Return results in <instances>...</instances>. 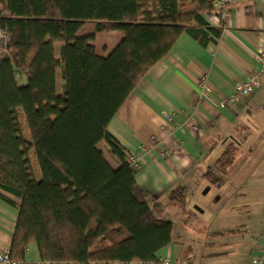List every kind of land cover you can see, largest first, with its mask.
Segmentation results:
<instances>
[{"label":"trees","instance_id":"trees-1","mask_svg":"<svg viewBox=\"0 0 264 264\" xmlns=\"http://www.w3.org/2000/svg\"><path fill=\"white\" fill-rule=\"evenodd\" d=\"M213 1L0 0V28L8 33L0 45V190L20 200L12 258L23 260L34 243L41 259L56 263L127 264L152 260L171 242L173 223L161 217L159 203H148L107 126L182 32L203 38V27L220 34L202 17ZM87 22L92 31L81 33ZM100 31L121 33L106 55L92 44ZM21 73L24 85L17 82ZM99 143L117 159V168ZM236 150L227 145L203 173L210 184L223 185ZM185 195V187L177 186L169 200L183 211Z\"/></svg>","mask_w":264,"mask_h":264},{"label":"crops","instance_id":"crops-1","mask_svg":"<svg viewBox=\"0 0 264 264\" xmlns=\"http://www.w3.org/2000/svg\"><path fill=\"white\" fill-rule=\"evenodd\" d=\"M228 10L224 21L216 8L202 13L209 26L220 29L218 36L203 27V38L182 32L135 85L107 126L123 150L140 153L135 182L148 203H159L161 217L173 223L171 242L158 252L168 255L171 264H185V260L188 264H250L251 256L264 245V75L247 98L233 105L223 103L237 84L259 70L264 0H231ZM192 26L198 28L196 23ZM109 32L94 33L92 44L101 55L121 38L120 32L115 31L118 34L113 37ZM54 52L58 58V45ZM17 82L26 83L23 73ZM56 89L62 90L59 71ZM231 143L237 150L223 185L216 186L214 202L219 205L212 218L211 212L205 215L190 201L206 184L212 185L203 173ZM98 148L117 168L119 163L109 148L103 143ZM177 186L186 189L183 211L169 200ZM19 203L0 190V251L10 249ZM38 259L33 243L23 260Z\"/></svg>","mask_w":264,"mask_h":264},{"label":"built area","instance_id":"built-area-1","mask_svg":"<svg viewBox=\"0 0 264 264\" xmlns=\"http://www.w3.org/2000/svg\"><path fill=\"white\" fill-rule=\"evenodd\" d=\"M231 0H214L213 6L216 8L218 16L221 21H224L227 17L229 10L228 6ZM8 40V33L0 28V45L1 48L4 46ZM3 50V49H2ZM5 51V49L3 50ZM257 59L260 63L259 70L256 74L250 75L246 80L237 84L233 92L225 97L224 104L233 105L241 100L247 98L251 92L256 89L260 84V77L264 75V47H262L257 53ZM204 77L202 81H204ZM124 160L133 168H137L141 161L140 153H132L129 151H124ZM67 264H80L75 262H66ZM183 263L188 264L185 260ZM0 264H57L54 261L48 259H38V260H16L10 256V249H3L0 251ZM103 264V263H102ZM106 264H125L123 262L115 261ZM129 264V263H127ZM139 264H171L168 255L157 254L156 258L148 261L139 262ZM250 264H264V245L261 247L259 252L253 254L250 259Z\"/></svg>","mask_w":264,"mask_h":264},{"label":"rangeland","instance_id":"rangeland-1","mask_svg":"<svg viewBox=\"0 0 264 264\" xmlns=\"http://www.w3.org/2000/svg\"><path fill=\"white\" fill-rule=\"evenodd\" d=\"M88 29L92 30V26H91L90 22H87L84 25V28H83V30H88ZM116 34H118V33L115 32V31H111V32L108 33V35L110 37H113ZM114 42L116 44L117 41H114ZM1 52L2 51L0 50V53ZM20 121H21V124H22L23 135H24V137L29 139L30 135H29V131L27 130V125H26V122H25V118L20 116ZM30 158H31V161H32V165L34 167V172H35L36 178H40V172H39V168H38V163H37L36 156H35L34 152H32L30 154ZM207 187H209L208 191L206 193H203ZM217 191H218V188L216 186L206 184L204 187H202L199 190L197 195L194 197L193 201H190V203H191L192 206L197 205V207H200L202 210H205V215H208V213L211 212L212 213L211 216H212V218H214V216L216 214V211H217V207L219 205L218 203L214 202V198L216 197V194H218Z\"/></svg>","mask_w":264,"mask_h":264},{"label":"water","instance_id":"water-1","mask_svg":"<svg viewBox=\"0 0 264 264\" xmlns=\"http://www.w3.org/2000/svg\"><path fill=\"white\" fill-rule=\"evenodd\" d=\"M208 189H209V187H207L203 193H206L208 191ZM194 208H196L197 210H200L197 206H195Z\"/></svg>","mask_w":264,"mask_h":264}]
</instances>
